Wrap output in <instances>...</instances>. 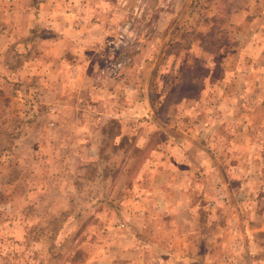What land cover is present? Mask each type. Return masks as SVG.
Segmentation results:
<instances>
[{
	"label": "rangeland",
	"instance_id": "1",
	"mask_svg": "<svg viewBox=\"0 0 264 264\" xmlns=\"http://www.w3.org/2000/svg\"><path fill=\"white\" fill-rule=\"evenodd\" d=\"M0 264H264V0H0Z\"/></svg>",
	"mask_w": 264,
	"mask_h": 264
},
{
	"label": "crops",
	"instance_id": "2",
	"mask_svg": "<svg viewBox=\"0 0 264 264\" xmlns=\"http://www.w3.org/2000/svg\"><path fill=\"white\" fill-rule=\"evenodd\" d=\"M159 190V191H158ZM157 191H155V193L156 194H158V193H161V194H158V196H159V199H160V201H161V203H163L164 202V198H163V196H162V191H160L161 189H158Z\"/></svg>",
	"mask_w": 264,
	"mask_h": 264
}]
</instances>
